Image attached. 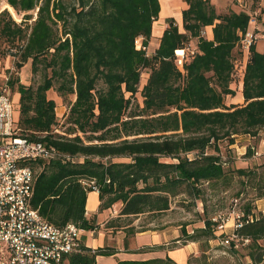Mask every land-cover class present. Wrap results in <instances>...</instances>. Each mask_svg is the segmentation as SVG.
Listing matches in <instances>:
<instances>
[{
    "label": "trees",
    "instance_id": "obj_1",
    "mask_svg": "<svg viewBox=\"0 0 264 264\" xmlns=\"http://www.w3.org/2000/svg\"><path fill=\"white\" fill-rule=\"evenodd\" d=\"M183 1V31L168 19L157 47L147 54L137 40L147 47L159 0H74L69 5L62 0H6L23 19L16 23L6 9L0 11V44L16 56V68L30 60L32 72L41 73L36 86L8 80L19 92L16 136L40 141L60 155L30 161V204L54 226L71 222L95 230L97 213L119 202L118 215L104 228L123 231L127 238L138 231L116 218L162 213L169 208V197L179 193L199 199L198 184L227 185L235 172L242 185L236 198L247 186L253 195L241 206L232 231L219 230L218 220L203 217L202 227L192 233L182 229L176 240H217L232 255L264 264V214L254 212V200L264 198V172L231 169L218 145L219 140L231 145L236 135L256 137L264 130V50L250 44L241 83L243 104H225L226 96L235 95L230 87L233 50L247 31L250 14L231 7L217 11L210 0ZM32 10L35 17L28 24ZM259 11L264 24V1ZM206 26H212L211 39L201 34ZM191 38L197 39V50L180 70L175 51ZM143 69L148 76L138 90ZM49 89L62 98L74 95L65 134L56 133V104L46 95ZM138 91L141 106L126 115ZM252 153L248 146L244 155ZM87 181L94 182L99 199L90 216L85 205L93 190L84 185ZM115 252L114 247L92 249L81 242L80 251L68 254L65 262L96 264V256ZM116 264L176 263L164 257Z\"/></svg>",
    "mask_w": 264,
    "mask_h": 264
},
{
    "label": "rangeland",
    "instance_id": "obj_2",
    "mask_svg": "<svg viewBox=\"0 0 264 264\" xmlns=\"http://www.w3.org/2000/svg\"><path fill=\"white\" fill-rule=\"evenodd\" d=\"M64 4H72L74 0H62ZM222 1V0H220ZM225 3V0H223ZM262 0H241L239 6L234 4L232 7L235 10L248 11L250 14V21L247 28L252 36L248 37L251 39V43L255 45V48L259 51L264 50V24L262 22L260 13ZM225 5V4H224ZM6 9L10 14L11 18L16 22L22 21L23 13H17L13 8L7 7L6 0H0V11ZM219 9V8H218ZM35 11L28 12L32 18L28 21L31 24L35 17ZM201 34L204 36V29ZM196 38H191L184 48V54L186 61L190 59L193 53L196 52ZM157 43L155 37L152 38L149 46L153 48ZM4 45L0 44V91L7 90L10 92L11 101L13 104V118L18 119L19 116V92L12 90L8 85L9 79H17L24 85L36 86L41 80V73H33L31 70L30 60L22 65L21 68H16L14 62L16 56L6 51L3 48ZM249 47H246L241 41L237 47L233 50V71L231 75L230 87L234 89V96H226L224 99L225 104H243L241 95V83L242 76L249 56ZM14 51V50H13ZM151 50L148 49V54ZM6 52V53H5ZM8 52V53H7ZM193 52V53H192ZM177 57V56H176ZM148 76V70L143 69L141 72V78L138 86V90L141 89ZM48 98L55 101L56 107V118L58 134L66 132L68 123L65 122V118L68 112V103L74 100L73 94H68L65 98H62L54 89H49L46 93ZM141 95L138 91L131 99V105L126 110V115L131 111H137L136 105L141 106ZM264 138V130H260L259 134L254 139H250V143L247 142L248 137L240 134L235 136L233 144L228 145L227 139L219 140V150L224 160H227L228 165L233 169L235 166H243L249 169L256 170L257 173L262 174L264 172V154L260 152L258 143L260 139ZM248 146H251L253 153L250 156H245V152ZM245 148V152L240 154ZM260 153H259V152ZM258 152V154L256 153ZM115 161H126L124 158H116ZM229 184H207L206 182L198 184L201 189L200 198L196 199L193 196H189L186 193H179L175 196L169 197V208L162 213H151L146 212L138 216H130L123 218H116L117 223L126 224L130 223L134 225L135 230L147 229H158L168 227L171 229H177L181 235L182 229H185L187 233H192L195 228L203 226V217L214 218L220 220L221 218L225 221L231 216L236 219V214L240 211L243 203L250 199L253 195V191L250 187H244L243 193L240 197L236 198L235 193L242 189V185L239 182L235 172H232ZM95 195L93 192L87 194V206L90 207L95 201ZM121 204L119 202L112 205L109 209H106L97 214L95 220L96 230L104 228L107 220L114 218L118 215ZM94 212V211H93ZM91 212V213H93ZM90 230H83L85 234H88ZM116 234V232H112ZM85 241V240H84ZM88 241V238H87ZM216 240H208L204 237L199 238L196 241L198 244V255L190 257L188 264H238L240 258L236 255H232L229 249L215 244ZM184 241L173 243L170 242L167 247L172 248L183 244ZM97 264H114L117 259L121 256L112 255H98ZM243 259V257H241ZM66 264V262L64 263Z\"/></svg>",
    "mask_w": 264,
    "mask_h": 264
},
{
    "label": "built area",
    "instance_id": "obj_3",
    "mask_svg": "<svg viewBox=\"0 0 264 264\" xmlns=\"http://www.w3.org/2000/svg\"><path fill=\"white\" fill-rule=\"evenodd\" d=\"M251 36L246 31L240 41L249 47ZM137 45L147 53L141 38ZM175 55L176 65L182 70L187 57L184 49ZM15 121L10 92L3 90L0 92V264H64L68 254L80 251L82 229L71 222L63 227L54 226L30 204L34 176L30 161L60 155L40 141L16 136ZM83 183L96 191L93 181ZM237 224L235 220L234 226ZM224 227L221 218L217 228Z\"/></svg>",
    "mask_w": 264,
    "mask_h": 264
},
{
    "label": "crops",
    "instance_id": "obj_4",
    "mask_svg": "<svg viewBox=\"0 0 264 264\" xmlns=\"http://www.w3.org/2000/svg\"><path fill=\"white\" fill-rule=\"evenodd\" d=\"M263 1L264 0H262L261 5H263ZM210 2L215 6L217 11H222L227 7H231V9L236 12L240 11V9L235 10L232 7L234 4H236L237 7L239 6L238 0H225V3L223 0H210ZM159 5L160 10L158 16L152 23L151 36L146 47L147 53L148 49L151 50L150 52L152 53L157 47L159 38L167 25L168 19L172 18L175 24L178 26V29L180 31H183L181 14L182 10L187 7V4L183 0H159ZM211 28L212 26L204 27V37L208 39L212 38ZM153 37L157 39V43L153 48L150 49L149 44ZM246 136L248 137V143H250V139L255 138L249 135ZM258 148H260V152L264 154V138L260 139ZM244 152L245 148L242 152L239 153L243 154ZM258 152L256 153L258 154ZM91 192L94 193L96 198L94 203L90 207L87 206L86 200L85 209L87 216H90L91 214L97 212L99 205L97 191ZM254 212L255 214L259 212L264 214V198H257L254 200ZM234 223L235 217L230 216L225 223L224 231L227 233L232 231V229L234 228ZM179 236L180 234L177 229H171L168 227L137 232L135 233V235L127 238L125 237V233L123 231H117L116 234L113 235L110 230L101 228L99 230H90L88 234H85L82 230L81 241L83 242V244H85V246L92 249L102 246L114 247L116 252L112 256H121L120 259H117L114 264H116L120 260H146L164 257H169L176 264H187L190 257H195L198 255V244L196 243V241H185L179 246L172 248L167 247L170 242H179V240H176L177 238H179ZM125 240L126 245H124ZM214 243L218 244V241L216 240ZM98 257L99 256H96L95 258L96 264L98 262ZM239 260L240 262H238V264H252L250 259H248L247 257H244L243 259L240 258Z\"/></svg>",
    "mask_w": 264,
    "mask_h": 264
},
{
    "label": "bare ground",
    "instance_id": "obj_5",
    "mask_svg": "<svg viewBox=\"0 0 264 264\" xmlns=\"http://www.w3.org/2000/svg\"><path fill=\"white\" fill-rule=\"evenodd\" d=\"M181 52H182V49L177 50V51H176V54H180Z\"/></svg>",
    "mask_w": 264,
    "mask_h": 264
}]
</instances>
